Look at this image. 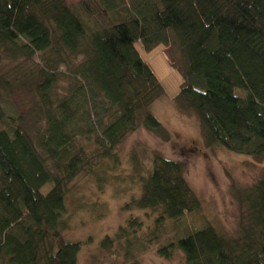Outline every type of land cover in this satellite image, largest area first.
Instances as JSON below:
<instances>
[{
    "label": "trees",
    "instance_id": "trees-1",
    "mask_svg": "<svg viewBox=\"0 0 264 264\" xmlns=\"http://www.w3.org/2000/svg\"><path fill=\"white\" fill-rule=\"evenodd\" d=\"M91 1L108 20L102 27L88 26ZM81 3L86 20L67 0H0V264H78L81 245L65 234L70 184L115 160L140 128L169 139L152 112L166 91L136 43L169 50L184 80L176 107L196 113L208 145L264 156V0ZM20 91L29 110L10 116L3 104L16 105ZM185 171L155 154L124 208L155 215L156 227L187 226L200 200ZM244 202L235 236L208 224L158 252L179 250L185 264H264V180ZM141 227L127 221L131 233Z\"/></svg>",
    "mask_w": 264,
    "mask_h": 264
},
{
    "label": "rangeland",
    "instance_id": "rangeland-1",
    "mask_svg": "<svg viewBox=\"0 0 264 264\" xmlns=\"http://www.w3.org/2000/svg\"><path fill=\"white\" fill-rule=\"evenodd\" d=\"M67 2L85 19L81 11L83 0ZM90 6L96 13L86 18L88 26L102 27L108 20L100 10L101 14H97L95 2L91 1ZM136 47L166 91L165 96L155 102L152 112L166 127L170 137L166 140L162 135L140 128L130 133L115 150V160L110 164L98 163L96 173L81 174L70 184L66 197L65 222L68 228L65 234L69 242L81 245L78 264H123L126 249L133 264H185L181 251L174 250L171 257L165 258L160 255L159 249L181 233H194L208 224L228 236H235L247 210L244 200L264 180V156H245L220 146L208 145L196 113L184 112L176 107L174 98L180 93L184 80L172 68L169 50L158 47L146 53L139 43ZM236 93L243 95L241 90ZM25 94L30 95L28 91ZM25 94L21 91L17 94L16 105L12 100L4 102L3 108L8 109V115L15 116L29 110L24 104L27 100ZM15 106L19 112L15 111ZM155 154L185 166L187 181L200 200V210L187 216V226L169 221L156 227L155 215L124 208V203L142 190L138 177L152 168ZM133 217L142 222L138 233H131L126 228L127 221ZM123 227L126 229L121 233L122 239H117ZM106 237L114 240L104 250L102 241Z\"/></svg>",
    "mask_w": 264,
    "mask_h": 264
}]
</instances>
